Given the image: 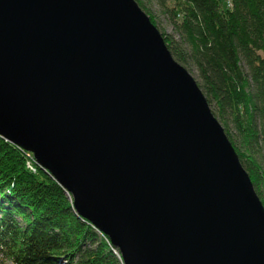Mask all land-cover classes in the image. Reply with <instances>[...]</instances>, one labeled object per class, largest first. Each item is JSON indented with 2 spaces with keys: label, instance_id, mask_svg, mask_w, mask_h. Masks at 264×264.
Instances as JSON below:
<instances>
[{
  "label": "water",
  "instance_id": "1",
  "mask_svg": "<svg viewBox=\"0 0 264 264\" xmlns=\"http://www.w3.org/2000/svg\"><path fill=\"white\" fill-rule=\"evenodd\" d=\"M0 135L124 264H264V203L136 0H0Z\"/></svg>",
  "mask_w": 264,
  "mask_h": 264
},
{
  "label": "trees",
  "instance_id": "2",
  "mask_svg": "<svg viewBox=\"0 0 264 264\" xmlns=\"http://www.w3.org/2000/svg\"><path fill=\"white\" fill-rule=\"evenodd\" d=\"M156 1L171 54L199 74L264 203V0ZM0 264H124L34 154L1 135Z\"/></svg>",
  "mask_w": 264,
  "mask_h": 264
},
{
  "label": "rangeland",
  "instance_id": "3",
  "mask_svg": "<svg viewBox=\"0 0 264 264\" xmlns=\"http://www.w3.org/2000/svg\"><path fill=\"white\" fill-rule=\"evenodd\" d=\"M144 1L148 4L147 8L150 10L151 14H148L146 11L145 12L150 16L152 22L156 26L159 25V28H160L159 30H161V31L165 30L168 33H171L172 32V26L167 21V19L161 14V10H160V7H159L157 1L156 0H144ZM170 2H172V1H170ZM151 15H153L154 17L151 16ZM190 73L194 76V78L196 79V81L200 85L201 84V79H200L199 74L197 73V71L196 70H191ZM46 170L49 171L48 169H46ZM68 194H69V197L71 196V198H72V200L74 202L73 195L71 194V192H68Z\"/></svg>",
  "mask_w": 264,
  "mask_h": 264
}]
</instances>
